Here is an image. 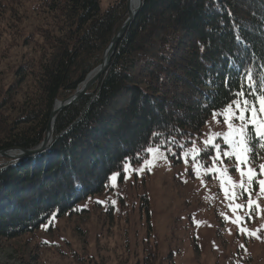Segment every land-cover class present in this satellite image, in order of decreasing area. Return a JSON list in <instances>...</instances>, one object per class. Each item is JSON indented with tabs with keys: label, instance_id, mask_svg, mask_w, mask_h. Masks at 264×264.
<instances>
[{
	"label": "trees",
	"instance_id": "16d2710c",
	"mask_svg": "<svg viewBox=\"0 0 264 264\" xmlns=\"http://www.w3.org/2000/svg\"><path fill=\"white\" fill-rule=\"evenodd\" d=\"M4 1L0 8L25 4L45 24L41 55L18 68L16 86L0 102V151L31 150L43 140L54 102L101 63L125 20L124 1L104 13L100 0ZM248 70L257 83L264 78V0H141L105 73L56 117L49 147L0 159V239L45 227L49 234L55 222L86 214L79 205L107 194L114 173L122 181L125 161L142 162L149 144H191L211 115L236 99ZM26 79L33 92L11 120L4 109L16 104Z\"/></svg>",
	"mask_w": 264,
	"mask_h": 264
},
{
	"label": "rangeland",
	"instance_id": "374dc122",
	"mask_svg": "<svg viewBox=\"0 0 264 264\" xmlns=\"http://www.w3.org/2000/svg\"><path fill=\"white\" fill-rule=\"evenodd\" d=\"M120 1L100 0V12ZM124 15L126 19V12ZM37 18L25 4L14 2L11 7L0 8V102L17 82L18 68L25 63L34 65L41 55L38 47L43 44L41 30L45 24L36 22ZM33 86L32 80L26 79L18 92L13 89L20 96H15L16 104L4 109L12 114L11 120L20 115L23 96L32 93ZM222 111L214 112L218 114L216 120L211 115L192 142L203 148L202 141L208 135L220 133L218 141L224 147L222 134L228 129L222 123ZM183 145V151H189L192 143ZM164 156L167 158L156 160L150 170L143 161L131 164L132 169L144 170L123 172L122 181L117 179L115 186L109 180L107 194L79 205L89 212L55 222L51 233H45V227L33 236L11 241L1 238L0 264H264V194H260L259 185H248L254 201L249 219L246 194L235 200L225 199L220 179L203 169L197 176L191 157L185 163L181 149L172 148V153L165 151ZM146 158L151 159L149 155ZM200 163L205 168L213 166L203 152ZM261 164L264 152L257 149L250 167L259 170ZM225 166V187L231 189V182L238 184L241 177L231 161L217 165V171ZM234 190L240 191L238 187ZM96 204L102 208L96 209ZM230 205L244 207L233 213ZM236 216L241 218L240 226L249 233L256 232V237L240 232L232 223ZM145 257L148 259L143 261Z\"/></svg>",
	"mask_w": 264,
	"mask_h": 264
},
{
	"label": "snow or ice",
	"instance_id": "6c2138e0",
	"mask_svg": "<svg viewBox=\"0 0 264 264\" xmlns=\"http://www.w3.org/2000/svg\"><path fill=\"white\" fill-rule=\"evenodd\" d=\"M236 99L229 103L220 113L223 116L222 123L227 127L228 131L222 134V147L218 141L221 137L220 133L210 134L205 140L202 141L203 148H200L195 141L189 151H183L184 145L177 144L176 140H164L160 143L149 144L146 148L142 149L146 152L151 159L145 158L143 165L148 167L149 170L153 163L161 158L166 159L164 152L172 153L171 145H176L181 149L182 155L185 158V163L188 162V157H191L193 162V171L199 176L200 169L206 173H213L215 178L221 181V191L224 192L225 199L231 198L232 200L239 199L245 194L248 197V218L251 219L254 201L252 200L253 191L249 190L248 185H259L260 194H264V164L259 165V170L250 167L251 159L257 154V149L264 152V78H261L257 83L250 70L244 74L243 82L240 89L234 94ZM251 97V99H249ZM217 113H213V120H216ZM221 121H217L220 123ZM154 136L157 134L154 133ZM201 152L212 160L213 166L205 168L200 163ZM139 155L137 159H139ZM225 161H231L234 164V170L239 173L241 180L237 184L231 182V189L225 187V182L222 173L228 172L225 166L217 171V165H223ZM144 167L140 169H132L131 163L125 161L124 172L129 171H143ZM121 174L114 173L110 180L115 186V182ZM245 177H247L245 179ZM125 179L127 176L125 175ZM238 187L240 191L237 193L234 189ZM231 191V197L229 195ZM244 205H230L231 211L236 213L242 210ZM259 207V205H256ZM227 219V217H225ZM240 217L236 216L232 223H236L241 233L256 237V232L249 233L245 228L240 226ZM260 238V237H257Z\"/></svg>",
	"mask_w": 264,
	"mask_h": 264
},
{
	"label": "water",
	"instance_id": "95a60500",
	"mask_svg": "<svg viewBox=\"0 0 264 264\" xmlns=\"http://www.w3.org/2000/svg\"><path fill=\"white\" fill-rule=\"evenodd\" d=\"M141 0H138V5L134 10L130 8V0H126L125 3V12L126 19L121 25V27L117 30V32L111 37L108 46L104 50L101 58V63L97 68H95L91 73H89L83 83L80 84V88L76 89V91L66 99L55 102L53 106V111L50 112L48 116L47 125L45 128V136L40 144V146L36 149L31 150H21V149H6L0 151V158H6L12 161H17L20 159H25L30 156H36L43 151H45L52 139L53 135V126L56 120V117L65 109L71 107L76 104L82 97H84L87 92L94 87V85L99 81L100 77L104 74L106 69L108 68L111 59L114 55L116 45L120 41V39L124 36L126 30L136 18L139 10H140ZM94 73L92 77L90 75Z\"/></svg>",
	"mask_w": 264,
	"mask_h": 264
},
{
	"label": "bare ground",
	"instance_id": "6f19581e",
	"mask_svg": "<svg viewBox=\"0 0 264 264\" xmlns=\"http://www.w3.org/2000/svg\"><path fill=\"white\" fill-rule=\"evenodd\" d=\"M137 5H138V0H130V8H131V10H134L137 7ZM93 75H94V73H92L90 75V77H92Z\"/></svg>",
	"mask_w": 264,
	"mask_h": 264
}]
</instances>
